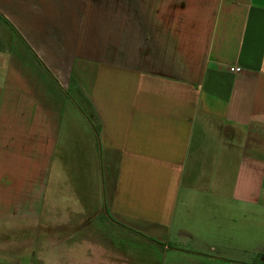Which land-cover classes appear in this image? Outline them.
<instances>
[{
  "label": "crops",
  "instance_id": "1",
  "mask_svg": "<svg viewBox=\"0 0 264 264\" xmlns=\"http://www.w3.org/2000/svg\"><path fill=\"white\" fill-rule=\"evenodd\" d=\"M259 128L264 0H0V264H264Z\"/></svg>",
  "mask_w": 264,
  "mask_h": 264
},
{
  "label": "rangeland",
  "instance_id": "2",
  "mask_svg": "<svg viewBox=\"0 0 264 264\" xmlns=\"http://www.w3.org/2000/svg\"><path fill=\"white\" fill-rule=\"evenodd\" d=\"M256 155H264V129L259 128V131L255 133L254 138L252 139L251 145L249 147ZM3 232L10 231L9 229L2 230ZM16 231V230H14ZM18 236V235H17ZM19 237V236H18Z\"/></svg>",
  "mask_w": 264,
  "mask_h": 264
},
{
  "label": "built area",
  "instance_id": "3",
  "mask_svg": "<svg viewBox=\"0 0 264 264\" xmlns=\"http://www.w3.org/2000/svg\"><path fill=\"white\" fill-rule=\"evenodd\" d=\"M230 72L233 73V74H240V73L243 72V70H242L241 67L234 66V67L230 68Z\"/></svg>",
  "mask_w": 264,
  "mask_h": 264
}]
</instances>
